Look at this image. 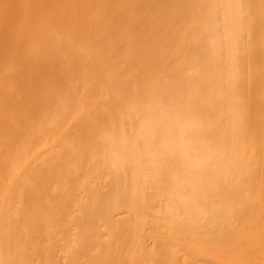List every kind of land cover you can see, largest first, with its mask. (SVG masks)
<instances>
[{
    "label": "bare ground",
    "instance_id": "1",
    "mask_svg": "<svg viewBox=\"0 0 264 264\" xmlns=\"http://www.w3.org/2000/svg\"><path fill=\"white\" fill-rule=\"evenodd\" d=\"M0 264H264V0H0Z\"/></svg>",
    "mask_w": 264,
    "mask_h": 264
}]
</instances>
